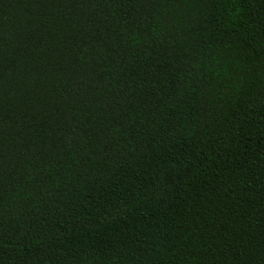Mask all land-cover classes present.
I'll return each instance as SVG.
<instances>
[{"label": "trees", "instance_id": "1", "mask_svg": "<svg viewBox=\"0 0 264 264\" xmlns=\"http://www.w3.org/2000/svg\"><path fill=\"white\" fill-rule=\"evenodd\" d=\"M0 264H264V0H0Z\"/></svg>", "mask_w": 264, "mask_h": 264}]
</instances>
